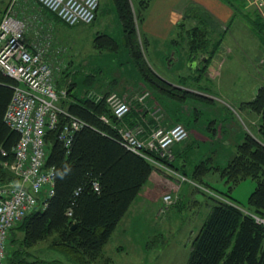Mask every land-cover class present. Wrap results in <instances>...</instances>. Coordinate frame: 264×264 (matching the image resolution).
Returning a JSON list of instances; mask_svg holds the SVG:
<instances>
[{
	"label": "trees",
	"instance_id": "obj_1",
	"mask_svg": "<svg viewBox=\"0 0 264 264\" xmlns=\"http://www.w3.org/2000/svg\"><path fill=\"white\" fill-rule=\"evenodd\" d=\"M224 1L233 4L236 10L244 11L243 5L246 6L244 0ZM116 2L120 15L124 17V31L131 34V26L128 25L131 19L126 3L124 0ZM7 3L6 0H0V5H4L2 14ZM185 16L195 19L196 23L188 24L189 26L184 20L180 23L182 39H178L173 50L186 49V53L191 56L201 53L210 58L214 55V47L220 44L223 36L217 34L218 38H214V35L211 37L218 32V21L202 9H187ZM254 22V30L260 37L264 36V22L256 19ZM127 41L125 37L123 42L128 46L130 53L131 50L141 53L133 32L132 39ZM208 48L213 49L209 51ZM198 50L199 53H196ZM135 62L146 84L154 87L157 81L163 82L155 78L150 67L139 63V57L136 56ZM205 64L200 68V72L199 69L196 71L197 77L204 74ZM197 77L196 79H199ZM16 84L15 79L0 70L1 182L14 178L3 162L13 159L14 146L20 134L6 123L4 114ZM164 91L166 89L161 90L162 93ZM164 97L173 96L167 94ZM62 105L85 124L74 133L68 148L57 139L56 129L48 132V164L55 166V192L45 206L32 211L12 227L6 264L108 262L109 258L104 256L105 245L149 180L151 172L157 169L149 159L121 143L118 133L121 122L105 99L97 101L87 94L81 95L72 91L68 86ZM139 105L131 111L136 117L129 119L131 114H128L125 119H128L129 124L138 122L145 126V117L139 111ZM245 105L260 114L258 138L246 133L225 164L206 165L204 161L200 163V160L191 168L183 167L181 170L176 156L174 161L170 162L175 171L187 178L183 180L184 183L194 180L207 188L202 189V192L211 200L210 212L193 238L187 264H264V225L254 217H264V89L260 88L255 98L247 101ZM102 116H107L108 120H103ZM63 119L62 117V121ZM145 130L149 133L147 128ZM1 150L7 151V155H3ZM159 170L175 180H181L174 173ZM214 172L218 174L219 181L224 182L221 186L226 188L225 191L218 185L219 182L214 184V180H209L208 173ZM3 175L6 178H1ZM245 179L254 180L255 188L250 193L247 204L242 205L230 192ZM94 182L98 183V189L95 188ZM16 229H21L22 237L17 235ZM51 237L53 239L49 240ZM47 240L48 244L41 249L39 244Z\"/></svg>",
	"mask_w": 264,
	"mask_h": 264
},
{
	"label": "rangeland",
	"instance_id": "obj_2",
	"mask_svg": "<svg viewBox=\"0 0 264 264\" xmlns=\"http://www.w3.org/2000/svg\"><path fill=\"white\" fill-rule=\"evenodd\" d=\"M124 1L126 3L128 15L131 19V21L128 22V25L131 26V28H129L131 34L128 31L126 32V30L124 31V17L122 14L120 15V8L116 0H100V8L96 19L90 24L80 23L75 27H70L62 23L53 13L43 8L35 0H17L14 6V12L26 20L28 24L26 39L32 47L40 49L48 45L46 55L55 66V77L63 84L62 86H65L63 89H67L69 86L72 91L81 95H86L88 92H99L106 96L111 93H116L121 98L132 101L133 105L137 103L139 96L147 93L145 97L146 106L149 105L148 102L151 100L154 104L159 106L158 99L167 94L173 96L168 98L177 99L205 96L204 94L207 95V98L214 99L216 97L218 98L216 94H225L226 98H229L228 100H230L232 95L238 93L234 88H229V81L227 78H230V74L226 73L228 71L226 69L223 70L220 75L221 78L218 82L220 87L217 85L211 93L200 91L201 89L191 85H186L183 77L179 80L180 82L178 81L174 85L165 79V75L161 74L160 76L157 73L158 71L156 68L161 71H166V68L168 67L162 62H160V67L153 65L151 64L150 58L156 54L154 53L155 49H164L163 41H160L155 45L151 40L153 36L144 33L142 29V21L146 16L147 8L152 0ZM164 1L168 0H161L162 5L160 3V8L162 11L157 10L150 12L151 14L153 13L152 20H150L151 25L152 21L157 22L155 19L160 16L159 14L164 13L165 15L167 12V9H164ZM244 2H246V8H248L247 11L253 13L254 9L263 17L260 8L257 7L254 0H244ZM3 8L4 5H0V16ZM206 11H208L213 18L215 17L209 10L206 9ZM238 16L240 15L238 14ZM246 21L247 19L237 17L232 22L233 24L230 23L227 25L225 22H216L218 23L216 29L218 32L212 34L211 37L214 35V38H218L217 34H222L223 32L224 35L220 44L217 47H214L215 51L213 53H235L236 56L240 55V59L244 57V53H264V47L261 51L257 50L258 46L256 47V45L258 44V40L252 35ZM185 22L187 25H191L190 21L185 20ZM152 27L154 29H160L155 23H153ZM132 32L139 43L141 53H138L135 50H131L132 53H130L128 46L123 42L125 37H127V42L132 39ZM183 33L184 31L182 32V35H184ZM145 35H147V37H144ZM225 37H227V40L226 44L223 45L222 42ZM181 39L182 37L180 40ZM220 47H222V50ZM218 48H220V51H218ZM212 49L208 48L209 51H212ZM171 50H173V48H171ZM186 51V49H182V51L173 50V53H176L175 55L178 54L179 56L182 55V57L184 56L183 59H185L187 54ZM196 53H199V50L196 51ZM170 54L167 53L165 56L166 64L168 63L167 61ZM136 56L139 57V63L141 65L150 67V70H152L156 79L159 78L163 81L162 83L157 81V85H154L156 88L149 86L148 83L146 84L145 81H143L144 79L140 76L139 71L136 68L137 66H135ZM167 56L169 57L166 58ZM140 57H142V59H140ZM208 63L209 62L206 61V69ZM237 69L240 70V72L242 71V67ZM184 70L187 71L188 68ZM237 74L238 77L235 80L242 81V75L239 72H237ZM132 81L136 84H131ZM98 87L100 89H98ZM163 89L168 91H164L166 95L161 92ZM199 93H202L203 95H199ZM245 103L246 102L243 103V106H245ZM141 106L142 105H139V107ZM248 108L254 110L250 106H248ZM160 109L163 114L159 116L158 119L161 121L163 120L162 125L165 126L164 118H166V115L163 108ZM181 109L185 111V114H188L189 112H192L194 107L190 105L189 101V103L184 102V104L181 105ZM139 111L143 113L145 117L146 111ZM256 112L258 113V111ZM249 132L247 133L257 137V133H251V130ZM189 139L190 135L188 134L187 138L177 143L179 144L183 141L186 142ZM174 145H172V148ZM193 155L194 153H189V160L192 159ZM210 155H212V153ZM202 156H204V154ZM174 157L175 154L171 161H174ZM205 157L206 156L200 158V163L204 161L206 165L210 164L208 163L209 159H204ZM161 159L164 161L163 158ZM196 160H198V157ZM177 161L179 165L182 163L179 160ZM170 162L169 166L172 167ZM194 164V160L190 161L188 167L191 168ZM180 167L182 170L183 166L180 165ZM156 168L157 169H154L153 171L162 174L165 179L167 178L168 185L171 180L178 182L159 170L164 169L163 167L156 165ZM209 174H212L213 177H209ZM214 174L216 173H208L207 176L209 180H214V184H218L219 182V186L224 185V182H220V179L215 177ZM1 178L6 177L3 175ZM172 185L177 186L175 184ZM183 186L187 191L186 194L184 193L187 197L186 199L180 197V193L184 192L183 189L181 192L180 190L167 191V186L165 185L164 189L161 190L162 196H160V202L158 200L157 203H160H158V211L162 217L159 220H156L158 226H156L154 230H151L152 228L149 226L144 227L146 226L148 219H145V215L140 217L138 214L142 213L140 211L147 210V203L151 204L148 209L151 210L150 212L156 208L155 200L150 202L149 200H142L141 197H143L145 195L144 192L147 191V188H142L143 190H141L139 194L141 192L143 193L137 195L136 202H133L129 208L130 214H127V218H125L126 215H124L119 221L117 227L125 228L121 230L119 229V232L121 233L120 235L117 234L118 232L113 233L105 247L107 256L112 258V262L109 264H187L191 248L189 231L192 227L198 228L203 224L210 212L211 200L208 198V195L202 192L205 189L201 188L200 183L192 180V182H185ZM158 187L159 186H157L154 191H156ZM221 187L219 188L221 189ZM149 188L150 187H148V191ZM254 188L255 181L252 179H245L235 185L230 193L239 201V203L246 205L249 195ZM225 190L226 188L224 191ZM166 194L172 195L174 201H165L164 195ZM151 197L153 198L154 196L151 195ZM137 211L139 212L135 214ZM133 215L134 218H132ZM138 216L140 217L139 219ZM149 224L155 225L154 222ZM145 228L147 231H145ZM15 232L18 236L22 237L23 233L21 232V229H16ZM51 239H53V237L49 238V240ZM49 240L39 244L41 249L46 247V243L48 244ZM120 246L123 248L119 249Z\"/></svg>",
	"mask_w": 264,
	"mask_h": 264
},
{
	"label": "built area",
	"instance_id": "obj_3",
	"mask_svg": "<svg viewBox=\"0 0 264 264\" xmlns=\"http://www.w3.org/2000/svg\"><path fill=\"white\" fill-rule=\"evenodd\" d=\"M6 1V9L0 19V70L15 79L17 84L13 87L4 119L20 133V139L14 147L13 159L3 162L14 178L6 182L0 180V264L6 262L10 229L32 211L45 206L55 192V166L48 164V132L56 129L57 139L68 148L74 133L85 124L62 105L67 89H58L56 68L46 55L48 45L37 49L28 43V24L14 12L17 0ZM35 1L69 26L91 23L100 6V0ZM254 1L264 17V0ZM146 95L139 96L133 105L132 101L116 93L107 96L97 92L87 93L97 101L105 99L120 122L138 103L147 107ZM102 118L108 120L107 116ZM118 133L125 147L163 167L162 170L176 174L182 181L187 179L169 166L174 155L172 145L189 134L184 124L175 123L166 127L159 123L146 133L145 126L135 122L119 126ZM2 154L7 155V151L2 150ZM94 185L99 188L97 182ZM201 188L207 190L203 186ZM164 200L173 202L174 198L166 194ZM68 213L71 214V211ZM254 217L264 225V217Z\"/></svg>",
	"mask_w": 264,
	"mask_h": 264
},
{
	"label": "crops",
	"instance_id": "obj_4",
	"mask_svg": "<svg viewBox=\"0 0 264 264\" xmlns=\"http://www.w3.org/2000/svg\"><path fill=\"white\" fill-rule=\"evenodd\" d=\"M160 3L161 0H152L147 8L146 16L142 21L143 32L150 36H153L151 40L155 43V45L158 42L163 41L162 43L164 49H155L154 53L156 54H154L152 58H150V61L151 64L158 67H160V62H162L168 68H166V71H161L156 68V70L158 71L157 73L160 76L161 74L165 75V79L174 85L183 77L185 81L184 83L186 85H191L193 87L201 89L200 91L211 93V91L218 85V82L221 78L220 75L222 74L223 70L226 69L228 70L226 73L230 74V78H227V80L229 81V88H234L238 93L232 95L230 100H228L229 98H226L225 94H216L218 98L216 97L214 99L207 98L206 94H204L205 96H198L187 99L160 97L158 101L162 106H157V104H154L152 100H148L149 105L147 109L149 110H144L147 111V114L145 115V128H147V131L150 132L151 128H153L155 125L163 123V120L161 121L157 119L158 115L163 114L160 109L163 108L166 115V118H164V124L166 127H170L173 125V123L175 124L176 121H180L181 123H184V125L189 130L190 139L186 142L183 141L182 143H177L172 148L175 156L177 157V160L182 162L180 164L181 166L189 168L188 163L190 161L194 160L196 164L198 161H200V158L204 156H206L204 159H209L208 163L212 165H223L233 155L236 149V145L243 139L247 132L251 130V133H257L258 131L260 124V114L255 110H251L246 105L243 106V103L254 99L260 88H264V53H244L245 58L243 57L242 59H240V55L236 56L235 53H214V55L210 58L201 53L198 56H196V54L191 56L187 53L186 58L183 59L184 56L182 57V55H175L176 53L172 55L171 48L176 47L175 43L178 42V39L181 38L180 23H182L183 20H188L191 22V24L196 23V20L193 18L185 19V13L187 9L194 8L198 11L201 9H207L215 16L214 18L220 21V23L225 22V24L227 25L232 23L237 17L247 19L246 22L252 35L256 38V40H258V44L256 45V47L258 46L257 50L259 51H261L264 47V36L260 37L256 30H254L256 27V25L254 24V19L264 22V17H262L253 8V13L247 11L248 8H246V6L244 5V11L236 10L233 4L228 3L224 0H168L164 1V9H167L165 15L164 13L159 14L160 16L155 19L157 22L152 21V25L153 23L157 24V26L161 29L160 30L154 29L150 21L152 20L153 16V13H150L151 11H162V9L160 8ZM238 14L240 16H238ZM75 26L76 25L70 27ZM222 35H224V32L222 33ZM144 37H147V35H145ZM226 38L227 37H225L222 42L223 45L226 44ZM220 48L222 50V47ZM220 48H218V51H220ZM167 53L171 54L170 57H166H169L167 61L168 63L166 64L165 56ZM206 58L209 60L207 69L202 76L197 77L196 71L199 69L198 72H200V68L204 63H206L205 61H207ZM170 62L172 63L170 64ZM239 67H242L241 72L237 69ZM186 68H188L187 71L184 70ZM237 72L242 75V81L235 80L238 77ZM196 77L199 79H196ZM131 84L135 85L136 83L132 81ZM62 85L63 84L58 81V89L61 90L65 87ZM200 94L202 93H199V95ZM189 101L190 105L193 106L194 109H192L191 113L189 112L188 114H185V111L181 109V105L184 104V102L189 103ZM130 114L131 117H129V119H134L136 117V114L134 115V113L132 112ZM124 124H129L128 119L121 121L120 126H124ZM189 153H194L191 160H189L188 158ZM211 153L212 155H210ZM203 154L204 156H202ZM197 157L198 160H196ZM209 175V177H213L212 174ZM214 176L218 178V174H214ZM166 179L162 176V174H159L155 171L151 172L149 180L144 186V188H147V191L144 192L145 195L141 198L142 200H149V202L155 200L156 208L152 210V212H150L151 210L148 209L151 204L147 203V210L140 211L142 213H138L139 211L135 212V214L138 213L140 217H142V215H145L144 217L145 219H148V221L146 223V226L144 227L149 226L150 228H152L151 230H154L155 227L158 226L156 220H159L162 217V215H160L158 211V207L160 204V196H162L161 190L164 189L165 185L167 186V191L180 190L181 192L183 189L184 192L180 193V197H183L184 199L187 198L186 195H184V193L186 194L187 191L183 186L184 182L182 180H177L179 183L171 180L168 185ZM172 184H175L177 186H173ZM157 186L159 187L156 191H154ZM148 187H150L149 191ZM142 193L143 192H141L140 194ZM151 195H153L154 197L152 198ZM136 200L137 197L133 202H136ZM158 200L159 204L157 203ZM127 214H130V210L125 214V218H127ZM139 216L138 219L140 218ZM132 218H134V215L132 216ZM152 222H154L155 225L149 224ZM117 226L113 233L118 232L117 234L120 235L121 233L119 232V229L121 230L125 227L119 228ZM199 227H192V229H190L189 231V240L191 241V244L194 236L197 234L196 232H198ZM145 231H147L146 228ZM105 247L104 256L108 257L109 260L104 264H109L110 262H112V258L110 256H107ZM122 248L123 247L120 246L119 249Z\"/></svg>",
	"mask_w": 264,
	"mask_h": 264
},
{
	"label": "bare ground",
	"instance_id": "obj_5",
	"mask_svg": "<svg viewBox=\"0 0 264 264\" xmlns=\"http://www.w3.org/2000/svg\"><path fill=\"white\" fill-rule=\"evenodd\" d=\"M4 74H5V73H4ZM12 95H13V94H12ZM11 98H12V97H11ZM10 100H11V99H10ZM19 134H20V133H19ZM19 139H20V138H19ZM18 141H19V140H18ZM17 143H18V142H17ZM15 146H16V145H15ZM15 146H14V147H15ZM1 152H2V150H1ZM14 226H15V225H14ZM14 226H13V227H14ZM11 229H12V228H11ZM11 229H10V233H11Z\"/></svg>",
	"mask_w": 264,
	"mask_h": 264
},
{
	"label": "water",
	"instance_id": "obj_6",
	"mask_svg": "<svg viewBox=\"0 0 264 264\" xmlns=\"http://www.w3.org/2000/svg\"><path fill=\"white\" fill-rule=\"evenodd\" d=\"M174 53L172 52V55H173ZM207 59V58H206ZM194 63V62H193ZM196 63V62H195Z\"/></svg>",
	"mask_w": 264,
	"mask_h": 264
}]
</instances>
